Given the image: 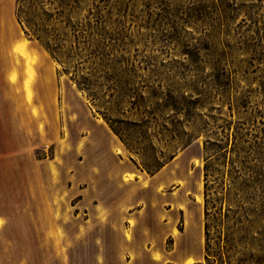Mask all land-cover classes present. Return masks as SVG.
<instances>
[{"label": "rangeland", "instance_id": "obj_1", "mask_svg": "<svg viewBox=\"0 0 264 264\" xmlns=\"http://www.w3.org/2000/svg\"><path fill=\"white\" fill-rule=\"evenodd\" d=\"M3 1L10 224L0 216V264H133L139 252L123 240L143 199L135 171L143 185L150 174V264L197 244L192 264H228L203 256L206 157L221 181L210 195L222 238L228 230L240 238L232 253L264 264V0L21 1L59 33L55 54L25 32L17 0Z\"/></svg>", "mask_w": 264, "mask_h": 264}, {"label": "crops", "instance_id": "obj_2", "mask_svg": "<svg viewBox=\"0 0 264 264\" xmlns=\"http://www.w3.org/2000/svg\"><path fill=\"white\" fill-rule=\"evenodd\" d=\"M7 5L4 4L3 0H0V7L3 9ZM8 14V13H7ZM8 17L5 18L4 15L0 16V170L3 173V178L5 175V156L7 157L6 167L8 172V181H9V168H10V119H11V110H10V43H11V31L8 26ZM2 157V158H1ZM137 170H140L136 168ZM161 169V168H160ZM158 169V171L160 170ZM0 171V172H1ZM141 171V170H140ZM129 173H134L132 169L128 170ZM141 174L138 171H135V176L133 178V185L140 186V192L142 193L143 199L137 200L129 209V213L136 214V222L132 226L133 236L130 240L124 239V243L130 247L136 248L139 252L138 258L133 262V264H150V174L147 175L148 184L143 185L140 178ZM84 196L79 194L78 200L83 199ZM174 207H178V210L181 211L182 216L184 217L185 211L182 207L178 206L175 203ZM141 211V212H140ZM10 213L6 212L4 208L0 207V216L5 218L4 227L10 224V218L8 217ZM124 227H129L128 222L123 223ZM201 232V231H200ZM201 243V233L199 234ZM181 240L186 246L189 235L188 232L181 236ZM199 242V238H198ZM143 247H146L144 249ZM183 247V248H184ZM201 255L200 246L197 244V248L194 250H185L181 254L177 252L174 257L164 260L163 264H192L193 261H196ZM190 256L192 258H190Z\"/></svg>", "mask_w": 264, "mask_h": 264}, {"label": "trees", "instance_id": "obj_3", "mask_svg": "<svg viewBox=\"0 0 264 264\" xmlns=\"http://www.w3.org/2000/svg\"><path fill=\"white\" fill-rule=\"evenodd\" d=\"M23 0H17L16 14L17 18L22 24L25 26V32H31L37 38H47L49 43H46L52 54L60 53L61 46L63 45L59 39V33L55 31V28L48 29L46 26H39L37 22H35L32 18V15L27 13L25 9H23V4L21 3ZM34 2V0H32ZM72 47V43H70V48ZM210 164L206 157V162L204 164V258L210 263L214 260L223 261L224 258L228 262V264H242L247 261L248 264H256L259 261V258L253 259L251 256L246 258V254L243 251L236 250L232 253V248L234 247V243L239 240L235 238V236L226 230V234L222 238L220 224L217 222L216 213L220 212V206L216 204V200L214 197L210 195V189L215 182H217V186H221V181L218 177H214L213 180H210ZM159 168V167H158ZM157 168V169H158ZM156 169V170H157ZM237 169V168H236ZM233 167L229 168V172H236ZM238 207L240 205H237ZM229 210V208H227ZM241 220H238L240 222ZM227 229V228H226ZM216 233V234H214ZM223 239L225 250L224 252L219 249V245ZM218 247V248H216ZM237 253V254H236ZM197 264H201L198 262Z\"/></svg>", "mask_w": 264, "mask_h": 264}, {"label": "bare ground", "instance_id": "obj_4", "mask_svg": "<svg viewBox=\"0 0 264 264\" xmlns=\"http://www.w3.org/2000/svg\"><path fill=\"white\" fill-rule=\"evenodd\" d=\"M20 52L22 53V54H25V52H24V50L23 49H21L20 50ZM26 85V84H25ZM28 89V88H27ZM28 91V90H27ZM198 200H201V197L200 196H198ZM172 232L175 234L176 233V230L175 229H172ZM154 259H158V256H154Z\"/></svg>", "mask_w": 264, "mask_h": 264}]
</instances>
